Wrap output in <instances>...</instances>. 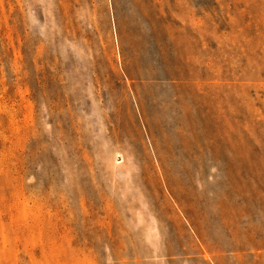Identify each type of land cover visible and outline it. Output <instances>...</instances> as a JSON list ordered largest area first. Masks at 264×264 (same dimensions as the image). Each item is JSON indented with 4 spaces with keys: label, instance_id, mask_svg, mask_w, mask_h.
<instances>
[{
    "label": "rangeland",
    "instance_id": "1",
    "mask_svg": "<svg viewBox=\"0 0 264 264\" xmlns=\"http://www.w3.org/2000/svg\"><path fill=\"white\" fill-rule=\"evenodd\" d=\"M0 264H264V0H0Z\"/></svg>",
    "mask_w": 264,
    "mask_h": 264
}]
</instances>
